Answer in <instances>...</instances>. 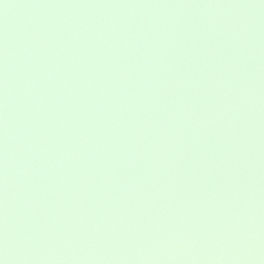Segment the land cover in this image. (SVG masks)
<instances>
[{"label": "water", "instance_id": "obj_1", "mask_svg": "<svg viewBox=\"0 0 264 264\" xmlns=\"http://www.w3.org/2000/svg\"><path fill=\"white\" fill-rule=\"evenodd\" d=\"M5 264H264V0H0Z\"/></svg>", "mask_w": 264, "mask_h": 264}, {"label": "clouds", "instance_id": "obj_2", "mask_svg": "<svg viewBox=\"0 0 264 264\" xmlns=\"http://www.w3.org/2000/svg\"><path fill=\"white\" fill-rule=\"evenodd\" d=\"M0 264H5V261L3 259H0Z\"/></svg>", "mask_w": 264, "mask_h": 264}]
</instances>
